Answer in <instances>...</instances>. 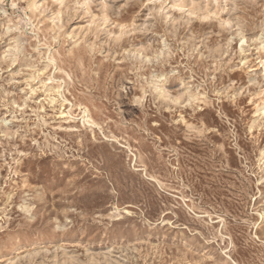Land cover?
Returning <instances> with one entry per match:
<instances>
[{
	"label": "rangeland",
	"instance_id": "1",
	"mask_svg": "<svg viewBox=\"0 0 264 264\" xmlns=\"http://www.w3.org/2000/svg\"><path fill=\"white\" fill-rule=\"evenodd\" d=\"M263 66L264 0H0V264H264Z\"/></svg>",
	"mask_w": 264,
	"mask_h": 264
},
{
	"label": "bare ground",
	"instance_id": "2",
	"mask_svg": "<svg viewBox=\"0 0 264 264\" xmlns=\"http://www.w3.org/2000/svg\"><path fill=\"white\" fill-rule=\"evenodd\" d=\"M244 41V39L241 41V42H243ZM245 42V41H244ZM241 52H244L243 50H240ZM244 55V54H243ZM162 58V57H161ZM262 74H264V66H263V69H262Z\"/></svg>",
	"mask_w": 264,
	"mask_h": 264
}]
</instances>
